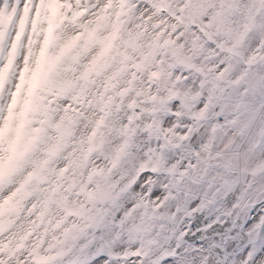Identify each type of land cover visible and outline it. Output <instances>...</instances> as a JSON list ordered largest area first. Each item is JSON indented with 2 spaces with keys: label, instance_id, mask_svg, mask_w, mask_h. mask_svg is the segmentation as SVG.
I'll return each instance as SVG.
<instances>
[{
  "label": "clouds",
  "instance_id": "1",
  "mask_svg": "<svg viewBox=\"0 0 264 264\" xmlns=\"http://www.w3.org/2000/svg\"><path fill=\"white\" fill-rule=\"evenodd\" d=\"M0 264H264V0H0Z\"/></svg>",
  "mask_w": 264,
  "mask_h": 264
}]
</instances>
